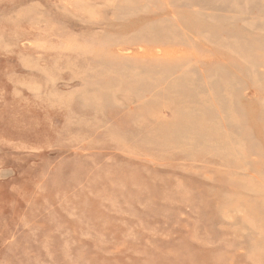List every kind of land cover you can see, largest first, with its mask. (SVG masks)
I'll return each instance as SVG.
<instances>
[{"label": "rangeland", "instance_id": "374dc122", "mask_svg": "<svg viewBox=\"0 0 264 264\" xmlns=\"http://www.w3.org/2000/svg\"><path fill=\"white\" fill-rule=\"evenodd\" d=\"M0 264H264V0H0Z\"/></svg>", "mask_w": 264, "mask_h": 264}]
</instances>
